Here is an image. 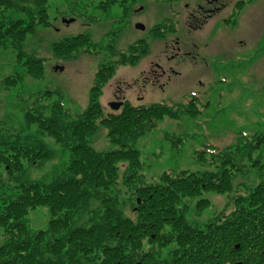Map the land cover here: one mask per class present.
<instances>
[{"label": "trees", "instance_id": "1", "mask_svg": "<svg viewBox=\"0 0 264 264\" xmlns=\"http://www.w3.org/2000/svg\"><path fill=\"white\" fill-rule=\"evenodd\" d=\"M46 4L47 0H0V45L18 49L16 56L25 55L21 61L33 74L40 73L41 56L23 53L21 43L39 22L50 23ZM8 10L21 14L13 17ZM164 25L163 21L153 25L154 35H161L159 28ZM84 42L85 49L89 44L95 46L84 31L53 41L52 47L59 54H70ZM131 46L138 48L134 43ZM146 48L144 44L140 49ZM109 50L120 54L114 61L99 64L87 106L74 117L60 99L39 103L49 90L38 93L34 103L25 108V123L35 121L40 132L55 136L68 148L69 158L50 180L16 178L17 182L1 188L0 230L4 238L0 241V264H132L138 260L142 264H264V180L237 192L230 208L201 224L185 218L188 196L204 189L225 191L232 187L237 171H245L237 151L250 153L264 141V132H253L233 148L215 149L209 155L216 163L214 169L163 170L157 179L144 181L143 163L132 141L163 114L178 116L181 111L194 115L199 107L192 97L183 104L125 100L117 110L105 109L99 98L102 84L117 62L137 57V53L127 54L119 48ZM20 76L18 71L6 74L1 83L13 84ZM43 108L49 113L44 114ZM100 122L117 146L98 151L88 142ZM50 152L33 133L0 129V165L6 174H18L24 159L39 163ZM196 158H205L203 149L197 151ZM119 161H126L120 173ZM119 179L128 193L125 201L119 197ZM207 202V196H200L194 206L202 209ZM45 203L50 213L47 226L28 225L26 211ZM126 204L130 213L123 209Z\"/></svg>", "mask_w": 264, "mask_h": 264}, {"label": "rangeland", "instance_id": "2", "mask_svg": "<svg viewBox=\"0 0 264 264\" xmlns=\"http://www.w3.org/2000/svg\"><path fill=\"white\" fill-rule=\"evenodd\" d=\"M183 1L134 0L133 3L139 5L138 10L130 9L120 15L119 9L113 7L111 11L114 14L109 17V12L103 14L93 7L94 3L90 4L92 0H47L46 9L50 23L39 22L33 30L27 31L21 43L23 53L41 56V70L38 74L27 71L26 64L21 61L26 56H16L18 49L0 45V129H21L23 133H33L41 137L51 150L39 163H30L24 159L18 174H6V169L1 164L0 190L3 186L17 182L16 178L50 180L55 172L64 168L69 158L68 148L60 144L55 136L45 130L40 132L35 121L25 123L24 110L34 103L35 96L41 91L49 90L51 93L43 94L39 103L49 104L55 98L60 99L69 116L74 117L87 106L90 85L100 62L112 57L110 45L125 49L129 43L142 36L148 40L149 54L152 55L159 50V41L162 39L161 35L153 34L152 26L162 21L167 26L163 32H171L167 35L172 34L167 29L173 24L179 42L197 44L198 61L189 65L181 76L178 75L175 86L166 87L165 90L158 88L157 92L144 95L140 101L167 100L182 104L187 102L189 92L195 91L199 96V112L191 115L178 111V116L163 114L152 127L145 129L132 141L143 163L140 171L144 181L157 179L163 170L176 172L180 168L214 169L216 163L209 159V155L215 149L221 151L227 146L233 148L251 138L253 132H264V32H261L254 43L244 36L246 43L233 45L232 52L225 54L223 50L227 47L224 41L211 42L217 38H208L206 34L197 35L199 31L189 30L182 22L181 16L174 9L175 5H183ZM185 2L191 3L192 0ZM74 8L78 9L77 19L66 24L62 17ZM8 11L13 17L21 14ZM257 11L258 24L263 26L264 2L258 3ZM136 21H142L145 28H136ZM84 31H87L95 46L89 44V48L85 49L87 43L84 42L70 54H59L53 49V41ZM57 63L63 65L62 69L54 68ZM139 63L115 64L113 75L123 74L126 70L130 71L126 75H130L136 72ZM17 71L21 74L17 82L7 86L1 83L6 74ZM201 71L206 72L203 75ZM199 78L200 81L197 82ZM113 84L112 80L111 85ZM103 86L99 98L105 108L109 99L105 90L108 89V84ZM43 113L49 112L43 108ZM88 142L98 151L118 145V142L109 139L107 126L102 122L89 134ZM202 149L205 158L199 160L196 158L197 151ZM240 152L237 151L236 156L242 159L245 171H237L231 188L225 191L204 189L199 194L187 197L185 218L190 223L201 224L213 214L227 210L232 206V197L237 192L264 180V141L255 145L250 153ZM125 163L126 161L117 162L119 173ZM117 185L121 190L119 197L125 201L128 193L120 179ZM204 195L208 197L207 204L202 209H196L195 201ZM123 209L128 213L131 211L128 204L123 205ZM25 214L27 224L33 228H45L50 216L46 203L29 208ZM2 232L3 229L0 230V241L4 238Z\"/></svg>", "mask_w": 264, "mask_h": 264}, {"label": "flooded vegetation", "instance_id": "3", "mask_svg": "<svg viewBox=\"0 0 264 264\" xmlns=\"http://www.w3.org/2000/svg\"><path fill=\"white\" fill-rule=\"evenodd\" d=\"M92 1L93 2L90 4L94 3L92 5L93 7L102 11L103 14L109 12L107 14L109 17H112L114 14L113 11H111L113 10V7L119 9L120 15L125 14L130 9H139V5L133 3L134 0H116L109 4L104 0ZM169 1L171 2L172 0ZM185 1L186 0L182 2L183 5H175L174 9V11L181 16L182 22L185 23L189 30L196 32L199 31L197 35L206 34L208 38H217L211 42H218L220 40L224 41V44L227 47V49L223 50L225 54H230L232 52L231 47H233V45H243L246 43V38L244 36L247 37L248 41L254 43V41L259 39L261 32H264V22L263 26L261 23L258 24L259 15L257 11L258 3L264 2V0H192L191 3ZM77 12L78 9L74 8L68 13V15L63 16L62 20L66 24H69L72 20L77 19ZM120 15L119 17H121ZM66 18H71L72 20L67 21ZM137 22L140 23L142 21L134 22V26L139 28L135 25ZM154 25L158 26L160 25V22ZM144 26L145 25L143 24V27L140 28H145ZM170 26L171 27L167 30L172 31V34L169 35L167 34L171 32H165L166 34L163 32L167 26H165V28H159L162 39L159 41V50L152 53V55L149 54L148 40L142 36L137 38L134 42H131L138 47L137 49H133V47H129V45L125 49L119 48L120 51L127 54L137 53V57L130 62L126 60L117 62L116 64H135L138 61L140 63L136 72L131 73L130 75H126L130 72L128 70L123 71V74L119 73L113 75L115 70L114 66L111 75H109L104 81L105 83L102 84V91L104 88L103 85L105 84L106 86V84H108V89L105 88L107 98H109L106 101L108 104V106L105 107L106 109L117 110L125 100H129L130 102H141L144 95L157 92L156 90H158V88L160 90H165L166 87L175 86L178 81V75L181 76L189 65L195 64L198 61V59H196L197 44L195 42H191L190 44L188 42H179V37L175 33V26L173 24ZM212 31L215 33H211ZM108 34H110V32ZM167 36L169 37L167 38ZM144 44H147V48L144 50L140 49L142 46L144 47ZM207 44L208 43H206V45ZM110 47L111 50L118 49L112 44ZM119 54L120 52L112 54V57L100 62V64L106 63L108 60L114 61ZM133 57L134 56H131L130 58ZM205 72L201 71L203 75ZM112 80L114 82L113 85H111ZM199 81L200 78L197 79V82ZM192 97L196 99L197 104L199 96L195 91L189 92L186 97L187 101ZM132 99H137L139 101H131ZM120 100L121 102L118 107L113 108L110 105L111 101L118 102ZM183 103L184 102H182V104Z\"/></svg>", "mask_w": 264, "mask_h": 264}, {"label": "water", "instance_id": "4", "mask_svg": "<svg viewBox=\"0 0 264 264\" xmlns=\"http://www.w3.org/2000/svg\"><path fill=\"white\" fill-rule=\"evenodd\" d=\"M66 20H67V21H70V20H72V19H71V18H66ZM135 25H136L137 27H139V28H140V27H143V23H142V22H140V23L137 22ZM62 67H63V66H62V65H59V64H56V65L54 66L55 69H62ZM120 102H121V100L118 101V102H117V101H114V102L111 101V102H110V105H111L113 108H116V107H118V106L120 105ZM139 199H140V198L138 197V201H139ZM132 264H142V262H141L140 260H138L137 262L132 263ZM234 264H238V262H235Z\"/></svg>", "mask_w": 264, "mask_h": 264}]
</instances>
